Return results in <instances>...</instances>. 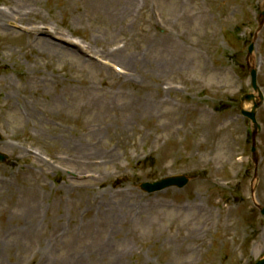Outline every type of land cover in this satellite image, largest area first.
I'll return each mask as SVG.
<instances>
[{
    "label": "rangeland",
    "instance_id": "1",
    "mask_svg": "<svg viewBox=\"0 0 264 264\" xmlns=\"http://www.w3.org/2000/svg\"><path fill=\"white\" fill-rule=\"evenodd\" d=\"M34 8L64 38L92 51L125 45L135 59L119 76L74 50L42 47L28 25L0 28V152L9 156L0 164V264L264 256V216L253 204L264 205V100L256 163L239 113L248 68L264 94V0H138L112 24L77 0ZM178 173L190 176L183 188H139Z\"/></svg>",
    "mask_w": 264,
    "mask_h": 264
},
{
    "label": "bare ground",
    "instance_id": "2",
    "mask_svg": "<svg viewBox=\"0 0 264 264\" xmlns=\"http://www.w3.org/2000/svg\"><path fill=\"white\" fill-rule=\"evenodd\" d=\"M10 5L7 6L6 10H0V28L6 29V22L13 23H24L29 25L30 30L33 31L37 36L35 38L39 40L42 47L48 48L51 50H56L63 52L64 49L73 53V49L79 52H76L78 57L80 56L83 60L95 64L101 62L99 59H106L108 63H113L115 61L111 57L118 58V63L121 64V68L125 69L126 66L130 67V64L134 61L135 57L126 54L125 45L122 48H117L112 51H107L108 44L104 48L102 47V52H94L97 54L98 61L91 59V51H88L87 48L81 47L75 42L57 38L59 40L52 41L53 37H57L56 30H50L48 26V20L44 17L33 18L30 15L34 13V1L35 0H10ZM83 6L84 11H89L92 14L95 12L100 13V15L108 21L109 24L115 23L118 20L124 19L128 14L137 6V0H77ZM70 10L72 8H69ZM92 9V10H90ZM94 10V11H93ZM32 19V21H30ZM113 19V20H111ZM42 36V37H41ZM51 39V40H50ZM72 46H69V45ZM66 53V52H63ZM86 55V58L82 57ZM112 60V61H111ZM116 62V61H115ZM105 63V61L103 62ZM145 99V98H144Z\"/></svg>",
    "mask_w": 264,
    "mask_h": 264
},
{
    "label": "water",
    "instance_id": "3",
    "mask_svg": "<svg viewBox=\"0 0 264 264\" xmlns=\"http://www.w3.org/2000/svg\"><path fill=\"white\" fill-rule=\"evenodd\" d=\"M251 73L253 75V80H254V72L252 71ZM249 116L253 119V112L249 113ZM3 159H4V156L0 154V160H3ZM184 181H185V179L166 178V179L156 183L154 186H151V188H160V187H163L165 185L172 184V183H176L178 185H181L184 183ZM262 212L264 213V209L262 210ZM255 264H264V261L259 260Z\"/></svg>",
    "mask_w": 264,
    "mask_h": 264
}]
</instances>
